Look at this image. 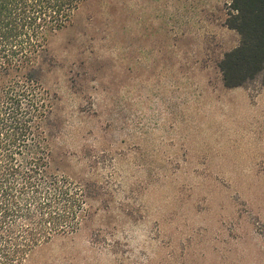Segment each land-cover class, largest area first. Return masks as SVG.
Listing matches in <instances>:
<instances>
[{"label":"rangeland","instance_id":"374dc122","mask_svg":"<svg viewBox=\"0 0 264 264\" xmlns=\"http://www.w3.org/2000/svg\"><path fill=\"white\" fill-rule=\"evenodd\" d=\"M231 0H85L49 42V170L86 191L24 264H264V87L226 88Z\"/></svg>","mask_w":264,"mask_h":264},{"label":"trees","instance_id":"16d2710c","mask_svg":"<svg viewBox=\"0 0 264 264\" xmlns=\"http://www.w3.org/2000/svg\"><path fill=\"white\" fill-rule=\"evenodd\" d=\"M84 1L0 0V264H24L84 212L82 186L49 170L53 103L43 85L50 39ZM226 25L239 41L218 61L223 85L264 87V0H231Z\"/></svg>","mask_w":264,"mask_h":264}]
</instances>
